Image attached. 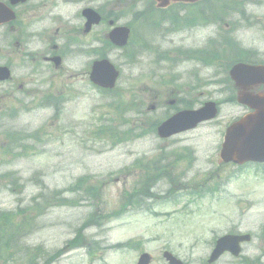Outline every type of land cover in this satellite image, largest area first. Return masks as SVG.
<instances>
[{
	"label": "rangeland",
	"instance_id": "1",
	"mask_svg": "<svg viewBox=\"0 0 264 264\" xmlns=\"http://www.w3.org/2000/svg\"><path fill=\"white\" fill-rule=\"evenodd\" d=\"M151 2L30 0L18 9L20 21L35 11L46 20L24 30V50L16 47L17 33L0 27V65L14 69V95L0 105V211L15 220L36 216L23 230L25 221L13 227L21 224L14 244H24L19 254L14 249L16 264H25L28 251L30 264H137L143 252L151 264H167L165 250L186 264H207L214 240L228 232H248L252 240L239 258L226 254L215 264H264V168L220 159L226 126L245 111L230 101L224 70L240 57L238 42L264 62V0H205L167 11ZM85 7L136 26L131 47L106 45L111 27L104 21L77 36L82 46L75 53L71 45L61 76L29 73L33 56L49 45L36 40L40 27L74 36ZM214 50L221 55L212 59ZM102 54L121 72L111 95L85 74ZM72 72L80 75L68 79ZM50 89L71 95L58 116L51 103L40 106ZM11 90V82L0 84V96ZM208 100L219 104L215 120L171 139L154 132L183 106ZM160 165L166 169L155 175ZM5 219L0 228L9 227Z\"/></svg>",
	"mask_w": 264,
	"mask_h": 264
},
{
	"label": "water",
	"instance_id": "2",
	"mask_svg": "<svg viewBox=\"0 0 264 264\" xmlns=\"http://www.w3.org/2000/svg\"><path fill=\"white\" fill-rule=\"evenodd\" d=\"M19 1V0H17ZM174 1H195V0H174ZM169 0H163L165 6ZM83 15L88 19L86 31H89L92 24L100 22V15L93 10H85ZM14 19V15L0 4V23ZM129 29L116 27L108 35L112 43L117 46H125L129 38ZM230 74L241 90L238 100L254 112L244 116L227 128L225 141L221 150V157L225 162L234 161L243 163L246 161L264 162V92L249 93L250 87L264 84V68L262 66H249L246 64L235 65ZM119 76V72L108 60L96 61L92 67L91 80L104 88H113ZM9 78V70L0 68V80ZM217 110L213 103L206 104L198 111L181 112L165 121L159 128L158 134L161 137H168L183 130L194 128L199 122L215 117ZM250 240L249 235H226L219 238L209 258V263L216 261L225 251L238 256L240 253V242ZM164 256L168 264H183L171 253L165 252ZM150 258L144 254L139 264H149Z\"/></svg>",
	"mask_w": 264,
	"mask_h": 264
},
{
	"label": "flooded vegetation",
	"instance_id": "3",
	"mask_svg": "<svg viewBox=\"0 0 264 264\" xmlns=\"http://www.w3.org/2000/svg\"><path fill=\"white\" fill-rule=\"evenodd\" d=\"M153 4L151 2L150 5L154 9L160 10V9H158L157 5L154 2H153ZM18 9L19 8H16V14L17 15H16V19L14 21V26H13L12 29H13V33L14 34L17 33L19 41H16V42H17V45L21 47L20 39H21L22 36L25 35L24 34V30H26L27 32L30 31L31 28H32L31 26H33L35 24L39 25V22H42V21L46 20V17L40 18V17H36V15L34 14L30 18L25 19L23 21H20V16L18 14ZM35 18H37V20ZM59 19L60 18H58V17H54L53 18V22L57 23ZM30 20H31V22H29ZM25 22H29V23L26 24ZM20 23H21L22 27L19 29V24ZM36 25L32 28V30L36 31ZM24 26H27V28L24 29ZM45 29L48 30L50 28H47L44 25H42L40 27V30H42V31H44ZM71 32H73V31L71 30L70 34H71ZM37 33H39V32L37 31ZM65 33L66 32L60 34V29H57L54 34H50L49 36H45L44 40L47 43L49 42V45L46 46L47 51L46 52L42 51V52L36 53L35 56L33 57V60L35 62L44 63L46 65L47 69H49V73H51L52 80H54L55 78L61 76L64 73V70H65V67L62 66V65H60L58 68H56L54 66L53 61H52L53 60L52 58L59 56L62 60H64L67 51H71L72 50L71 49L72 48L71 45H73L75 47L73 49L75 51V53H78L79 49L77 47H81L82 46V43L78 39V37L80 38V36L88 35V34H83L81 27L78 29V31H76V33H73L74 36H72V34H71L69 38L66 37ZM14 53H13V57H14ZM79 75H80V73H78V72H72L71 75H69L67 78L68 79H70V78L72 79V78L77 77ZM19 88L22 89V85L21 84H20ZM13 91H14V80H13ZM49 92H52L51 89L49 91L47 90V94ZM61 93H64V91H62ZM43 94H45V93H43Z\"/></svg>",
	"mask_w": 264,
	"mask_h": 264
},
{
	"label": "trees",
	"instance_id": "4",
	"mask_svg": "<svg viewBox=\"0 0 264 264\" xmlns=\"http://www.w3.org/2000/svg\"><path fill=\"white\" fill-rule=\"evenodd\" d=\"M219 54H220V53H219ZM214 55H215V53H212V59L215 58V57H213Z\"/></svg>",
	"mask_w": 264,
	"mask_h": 264
},
{
	"label": "bare ground",
	"instance_id": "5",
	"mask_svg": "<svg viewBox=\"0 0 264 264\" xmlns=\"http://www.w3.org/2000/svg\"><path fill=\"white\" fill-rule=\"evenodd\" d=\"M186 59H190V58H186Z\"/></svg>",
	"mask_w": 264,
	"mask_h": 264
}]
</instances>
